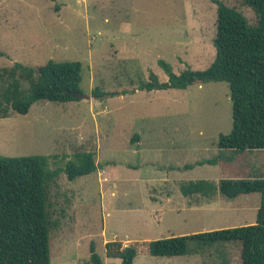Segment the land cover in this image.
<instances>
[{"label":"rangeland","instance_id":"rangeland-1","mask_svg":"<svg viewBox=\"0 0 264 264\" xmlns=\"http://www.w3.org/2000/svg\"><path fill=\"white\" fill-rule=\"evenodd\" d=\"M215 34L210 0H0V69L79 62L80 93L99 88L110 95L37 101L26 115L0 119V156L57 155L54 169L64 166L63 157L87 151L101 165L74 180L61 173L52 186L49 212L58 224L49 234L50 264H91V243L103 264H120L106 257L108 242L134 247L133 264H241L238 242L180 257L148 251L154 240L255 222L259 194L227 199L180 192L200 180L215 186L250 173L264 177V150L235 154L217 146L232 129L227 85L137 90L149 72L167 81L159 60L175 74L207 69ZM121 91L127 92L112 95ZM212 159L215 165L207 162Z\"/></svg>","mask_w":264,"mask_h":264},{"label":"trees","instance_id":"trees-1","mask_svg":"<svg viewBox=\"0 0 264 264\" xmlns=\"http://www.w3.org/2000/svg\"><path fill=\"white\" fill-rule=\"evenodd\" d=\"M210 1L216 6V34L212 41L215 57L210 66L175 74L168 63L159 60L157 65L167 81L160 82L157 75L149 72L137 90H185L195 84L223 82L232 104V129L219 135L218 148L235 154L264 150V0H231L232 6L221 0ZM240 7L249 10L253 18H247ZM80 82L79 62L48 61L36 67L15 63L0 69V119L12 113L26 115L37 101H79L70 93H80ZM104 94L99 88L91 91L92 97ZM63 158L68 159L63 167L50 169V162H56L57 155L0 156V264H50L49 234L58 224L49 212L52 186L61 173L74 180L101 167L95 163L92 152L78 151ZM207 162L215 165L216 159ZM253 177L221 179L215 186L202 180L189 182L180 186V192L184 197L197 194L205 198L218 192L227 199L259 194L254 224L154 240L149 242L150 256L193 255L214 243L238 242L241 264H264V177ZM89 250L90 263L103 264L93 243ZM105 254L119 259L120 264H133L137 251L131 246L121 248L120 243L108 242Z\"/></svg>","mask_w":264,"mask_h":264},{"label":"water","instance_id":"water-1","mask_svg":"<svg viewBox=\"0 0 264 264\" xmlns=\"http://www.w3.org/2000/svg\"><path fill=\"white\" fill-rule=\"evenodd\" d=\"M70 94L74 98H77L79 100H86V101H89L91 99H94V100H102L104 98L110 97V95H102V96H99V97H92L91 95H84V94L79 93V92H73V93H70Z\"/></svg>","mask_w":264,"mask_h":264},{"label":"crops","instance_id":"crops-1","mask_svg":"<svg viewBox=\"0 0 264 264\" xmlns=\"http://www.w3.org/2000/svg\"><path fill=\"white\" fill-rule=\"evenodd\" d=\"M252 172H254V171H252ZM249 175H251V173H250ZM257 208H258V207H256V210H257ZM252 224H254V223H252Z\"/></svg>","mask_w":264,"mask_h":264}]
</instances>
